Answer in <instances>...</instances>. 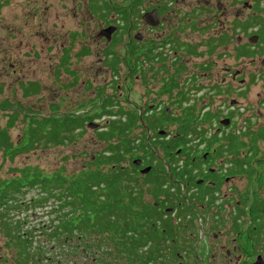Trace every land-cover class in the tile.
I'll return each mask as SVG.
<instances>
[{"label":"flooded vegetation","instance_id":"af4514ba","mask_svg":"<svg viewBox=\"0 0 264 264\" xmlns=\"http://www.w3.org/2000/svg\"><path fill=\"white\" fill-rule=\"evenodd\" d=\"M176 2L165 0L163 9L151 3L140 16L149 31L166 27L163 42L143 46L140 33L124 29L139 19L136 7L114 14L108 39L97 36L113 54L125 31L129 66L111 55L102 65L116 91L136 84L145 93L138 104L127 99V109L122 98L100 93L95 114L107 119L101 131L116 119L128 132L132 158L121 167L132 178L122 184L133 189L141 216L135 232L147 244L139 253L147 250L148 264H264V146L257 156L264 101L257 109L249 104L251 85L264 86V0H196L188 13L186 0L179 11ZM103 3L120 7L116 0H89L87 7L103 14ZM105 98L110 105L101 110Z\"/></svg>","mask_w":264,"mask_h":264},{"label":"rangeland","instance_id":"374dc122","mask_svg":"<svg viewBox=\"0 0 264 264\" xmlns=\"http://www.w3.org/2000/svg\"><path fill=\"white\" fill-rule=\"evenodd\" d=\"M89 0H0V127L5 128L9 117L16 116L13 126L8 129L12 141V150L20 148L26 141L25 116L30 114L46 115L52 107H58L59 114L97 116L98 95H111L122 98V107L127 109L126 101L131 104H138L144 101V92L137 90V85H126L122 83L127 69L120 71V83L123 84L122 91H116L112 85L111 69L104 68L102 61L110 60L105 57L108 44L104 38H98L101 32L108 28V21L115 22L116 12L135 8L138 20L125 25L124 29L133 27L134 33H140L143 46H149L153 41L162 42L165 36L166 27H161L162 32L149 31L140 20L143 11L157 3L163 9L165 0H116L120 7L112 11V6L101 4L100 11L103 14H91L88 9ZM168 1V0H167ZM173 2V1H172ZM188 7L183 13H188L195 6L196 0H186ZM152 3V4H151ZM174 9L181 6V0L173 5ZM117 7V6H116ZM114 10V9H113ZM98 11V10H97ZM179 11V10H178ZM110 14V15H109ZM166 15L164 16V18ZM105 28V29H104ZM160 34V35H159ZM120 35L122 42L114 48L115 58L127 60V66L131 57L123 50L127 43L128 36L122 29ZM98 36V37H97ZM162 42H157L160 44ZM109 81V82H108ZM22 87L32 88L26 96ZM131 87L128 91V88ZM136 92V93H135ZM264 101V86L260 82L251 85L250 109H257ZM21 108L22 110H19ZM33 112V113H28ZM18 112V114L16 113ZM37 115V117L39 116ZM257 122L261 121L259 115ZM92 119L98 128H88L87 124L82 130L81 136L62 146H48L36 148L26 153L12 155V150H0V182L5 183L12 179L22 177L20 170L24 168L36 169L43 177H51L60 174L65 178H71L79 174L93 157L103 151L109 143L114 141H98L96 132L107 119ZM90 121V122H91ZM263 142H258L260 150L257 156L263 155ZM127 161V160H126ZM122 161L120 166L126 165ZM242 181L238 187L246 186ZM132 185V183H130ZM248 186V185H247ZM37 191L26 190L23 197L17 198L21 201H28L32 196L36 197ZM57 203L53 200L46 202L42 208L34 211L9 210V219L13 221L26 222L21 232L29 227L48 225L51 216L48 213L49 207H55ZM33 239V247L42 246L43 239ZM44 248L45 256H49V262L42 264H56V257ZM44 247V246H43ZM106 249L110 247L102 246ZM50 250V248H49ZM61 251V264H96L94 258L103 256L101 250H89L86 254H80L69 247L56 250ZM103 252V251H102ZM18 250H14L7 243L3 231L0 228V264H21L18 263ZM86 256V257H85ZM43 257V256H41ZM57 258L58 255H57ZM105 262L110 261L106 254ZM18 260V261H17ZM43 260V258H42Z\"/></svg>","mask_w":264,"mask_h":264},{"label":"trees","instance_id":"16d2710c","mask_svg":"<svg viewBox=\"0 0 264 264\" xmlns=\"http://www.w3.org/2000/svg\"><path fill=\"white\" fill-rule=\"evenodd\" d=\"M109 55L111 59H117L113 54H104L105 57ZM129 55L131 57L132 52ZM22 89L25 96L28 91H33L29 87ZM109 100L105 98L99 108L103 110L110 105ZM58 109L56 106L52 107L50 113L43 116L28 110L29 114H33L24 117L26 141L15 150H12L8 129L13 126L16 116L9 117L6 127H0V150H12L10 153L17 155L39 147L62 146L80 137L82 130L93 119L86 115L59 114ZM16 113L18 114L17 111ZM106 113L109 116L113 114L109 111ZM129 120H132L131 116ZM108 121L107 130L95 131L96 139L114 142L96 154L76 176L65 178L56 174L43 177L36 169L24 168L20 170L21 178L0 184V228L7 243L18 250V263L49 262L51 257L44 254L48 243V252L53 257L56 254L59 257L56 255L54 258L57 260L56 264L63 261L61 251L56 250L63 249L64 246L73 247L76 252L84 255L92 249L96 252L101 250L103 256H95L96 264L149 263L148 253L143 255L147 250L139 253V248L146 246L147 241L135 232V222L141 216L133 205L134 191L122 184L132 178L127 175V169L120 166L122 161L128 159L127 155L132 158L131 142L124 139L128 132L119 128L118 120ZM176 148L178 144L173 143L172 151ZM171 174L174 172L171 171ZM26 190L37 191L36 197L32 196L28 201L19 200L17 196L23 197ZM48 199L57 203V208L49 207L47 214L52 219L48 225L43 223L21 232L23 225L27 223L9 219V210L34 211L44 207ZM35 235L43 239L42 246L33 247ZM102 246L110 247L109 251L105 250L110 258L108 262H105L106 254Z\"/></svg>","mask_w":264,"mask_h":264},{"label":"water","instance_id":"95a60500","mask_svg":"<svg viewBox=\"0 0 264 264\" xmlns=\"http://www.w3.org/2000/svg\"><path fill=\"white\" fill-rule=\"evenodd\" d=\"M114 28L113 27H109L108 29H106L105 31L101 32L100 34L101 35H105V37L108 39L109 38V34L111 33V31L113 30ZM88 128H91V129H95L98 127L97 124H95L94 122H91L87 125ZM135 163H137V161H134ZM145 172V170L143 171V173Z\"/></svg>","mask_w":264,"mask_h":264}]
</instances>
